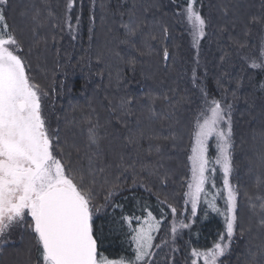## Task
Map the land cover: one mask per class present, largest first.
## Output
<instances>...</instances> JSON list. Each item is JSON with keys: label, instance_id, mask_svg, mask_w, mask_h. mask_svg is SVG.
I'll use <instances>...</instances> for the list:
<instances>
[{"label": "trees", "instance_id": "16d2710c", "mask_svg": "<svg viewBox=\"0 0 264 264\" xmlns=\"http://www.w3.org/2000/svg\"><path fill=\"white\" fill-rule=\"evenodd\" d=\"M211 1L197 0L206 25L196 44L186 0H72L71 9L69 0H29L20 14L31 13L28 28L16 0L3 6L27 73L46 93L54 154L91 190L98 257L144 264L133 237L149 212L160 223L147 264H203L193 252L226 235L224 217L206 202L225 210L216 137L195 215L185 195L197 120L216 100L231 117L229 178L238 194L236 229L218 264H264V0L225 7L222 24ZM28 233V246L3 248L0 264H38Z\"/></svg>", "mask_w": 264, "mask_h": 264}, {"label": "snow or ice", "instance_id": "6c2138e0", "mask_svg": "<svg viewBox=\"0 0 264 264\" xmlns=\"http://www.w3.org/2000/svg\"><path fill=\"white\" fill-rule=\"evenodd\" d=\"M7 3L8 0H0V236L14 225L26 224L37 241L38 264H128L122 258L98 257L91 190L83 184V177L78 183L54 155L53 139L42 114L41 90L27 74L25 62L17 54L20 42L6 23L3 6ZM196 3L197 0H186L182 13L191 25L194 44L205 35L206 25ZM72 7L73 2L69 0L68 8ZM164 57L168 58L166 51ZM260 66L252 64L254 68ZM208 111L210 115L205 116L202 123L197 120L195 143L189 157L192 176L185 195L195 215L201 197L206 196L205 185L211 179L208 173L214 171L209 168L208 152L209 140L216 137L215 163L223 170L226 207L221 211L214 201L206 202L224 217L226 235H221L220 242L211 249L194 251L193 256L202 259L203 264H218L236 229L238 194L229 180L232 172L231 117L225 119V110L216 100H212ZM222 123L227 127L221 128ZM90 140L95 143L91 135ZM251 206L256 207L255 204ZM260 207L264 209V203ZM171 212L175 217L176 208L172 207ZM148 217L145 226L136 230L133 237L136 260L144 264L152 255L151 233L160 223L151 212ZM172 231L176 232L175 226Z\"/></svg>", "mask_w": 264, "mask_h": 264}, {"label": "rangeland", "instance_id": "374dc122", "mask_svg": "<svg viewBox=\"0 0 264 264\" xmlns=\"http://www.w3.org/2000/svg\"><path fill=\"white\" fill-rule=\"evenodd\" d=\"M247 1L248 0H212L211 1V6H210V12H211L210 14L212 16L213 22H217L218 24H222L223 23L222 20L223 19L225 20V18L224 17H221V14L223 13L222 11L224 10L225 7H227V9H229V5H230V7L233 8L234 7L233 5L238 6V5H241L243 3L245 4ZM28 2H29V0H16L17 8H18V14H19L20 19L21 20H22V18L24 19L25 16L27 18L26 20H24L25 21V23L23 25L24 28H28L30 26L29 25V22L31 21V13H27L28 12L27 11L23 15H20V14H22L24 12V10L26 9V4H28ZM58 3H59V1H58ZM58 3L56 4V6L59 5ZM248 5H249V3H248ZM244 10H246V9H244ZM222 15H224V14H222ZM250 21H252V20H250ZM258 22H259V20H256V23H258ZM187 36H189V35H187ZM251 37L253 39L254 35L252 34ZM17 54L22 57L21 49H19V51H18ZM219 54H220V52H219ZM219 65H220V63H219ZM26 71H27V69H26ZM41 95H42V114L44 116V109H45L44 108L45 107L44 106V100H45V95L42 93V91H41ZM252 98H254V95H252ZM46 128L48 129L49 134L52 136V139H53V149H54V137L52 135L51 128L49 127V125L47 124V122H46ZM229 180H230V183L232 184V186L235 188V184L232 181V178H229ZM26 219L30 221L31 218L30 217H27ZM148 219H149V217H146L145 220H143V223L140 225V228L142 226H145V221L148 220ZM28 232L29 233L30 232L32 233V231L30 230V228L26 224H20V225H14V226H12L8 230H6V232H5V234L3 236H0V262H1V259H2L1 258V255H2L3 248H5V247H7L9 245H16V246H18V245L21 246L22 245V246H24V244H27V242L24 243V238H22V237H24L26 235V233H28ZM154 233H155V231H153L151 233L152 237L154 236ZM153 240L154 239H152V242H153ZM27 246H28V244H27ZM27 246H24V248H26ZM16 256H17V258H21V257H24V254L23 253H20V254L17 253Z\"/></svg>", "mask_w": 264, "mask_h": 264}, {"label": "water", "instance_id": "95a60500", "mask_svg": "<svg viewBox=\"0 0 264 264\" xmlns=\"http://www.w3.org/2000/svg\"><path fill=\"white\" fill-rule=\"evenodd\" d=\"M95 238V237H94ZM97 252H98V244H97Z\"/></svg>", "mask_w": 264, "mask_h": 264}]
</instances>
